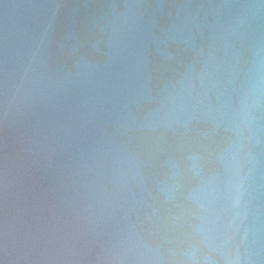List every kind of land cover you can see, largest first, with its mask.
<instances>
[{"label": "water", "instance_id": "95a60500", "mask_svg": "<svg viewBox=\"0 0 264 264\" xmlns=\"http://www.w3.org/2000/svg\"><path fill=\"white\" fill-rule=\"evenodd\" d=\"M0 264H264V0H0Z\"/></svg>", "mask_w": 264, "mask_h": 264}]
</instances>
